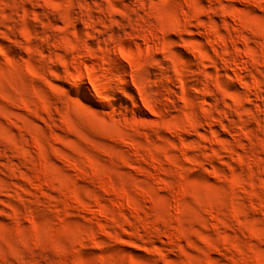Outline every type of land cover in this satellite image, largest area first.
Instances as JSON below:
<instances>
[{
	"label": "rangeland",
	"instance_id": "1",
	"mask_svg": "<svg viewBox=\"0 0 264 264\" xmlns=\"http://www.w3.org/2000/svg\"><path fill=\"white\" fill-rule=\"evenodd\" d=\"M0 264H264V0H0Z\"/></svg>",
	"mask_w": 264,
	"mask_h": 264
},
{
	"label": "bare ground",
	"instance_id": "2",
	"mask_svg": "<svg viewBox=\"0 0 264 264\" xmlns=\"http://www.w3.org/2000/svg\"><path fill=\"white\" fill-rule=\"evenodd\" d=\"M147 36V35H146ZM148 41V40H147ZM129 49V48H128ZM130 50V49H129ZM121 55H123V58L131 63H134L136 61V57L132 54V52L128 51V50H125V48H123V50L121 51ZM138 65V64H137ZM88 71V74L84 73V71L80 70V72L78 73V76H77V84L81 85L83 82L85 83V78H87V75L90 79V84L92 86V88H94L95 90L98 89L99 87V83H97V78L96 76L94 75V72L92 70L91 72V69L88 70V68L86 69ZM86 74V75H85ZM125 79V78H124ZM127 81V80H126ZM83 83V84H84ZM90 90V89H89ZM90 93V92H89Z\"/></svg>",
	"mask_w": 264,
	"mask_h": 264
}]
</instances>
